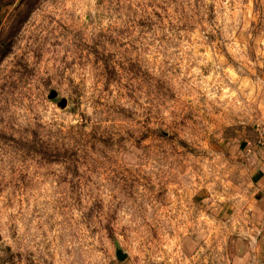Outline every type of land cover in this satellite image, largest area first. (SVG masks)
<instances>
[{"label":"rangeland","instance_id":"obj_1","mask_svg":"<svg viewBox=\"0 0 264 264\" xmlns=\"http://www.w3.org/2000/svg\"><path fill=\"white\" fill-rule=\"evenodd\" d=\"M262 108L264 0H0V264H230Z\"/></svg>","mask_w":264,"mask_h":264},{"label":"crops","instance_id":"obj_2","mask_svg":"<svg viewBox=\"0 0 264 264\" xmlns=\"http://www.w3.org/2000/svg\"><path fill=\"white\" fill-rule=\"evenodd\" d=\"M261 112L264 116V108ZM252 143L243 140L238 153L239 165L248 177L246 188L236 190L217 206V218L232 240L230 264H264V173Z\"/></svg>","mask_w":264,"mask_h":264},{"label":"built area","instance_id":"obj_3","mask_svg":"<svg viewBox=\"0 0 264 264\" xmlns=\"http://www.w3.org/2000/svg\"><path fill=\"white\" fill-rule=\"evenodd\" d=\"M255 147L258 150L259 159L263 166L264 173V128H261V130L257 133Z\"/></svg>","mask_w":264,"mask_h":264}]
</instances>
